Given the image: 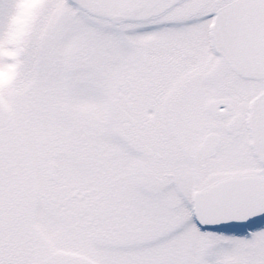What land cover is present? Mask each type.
Listing matches in <instances>:
<instances>
[{
	"label": "snow or ice",
	"instance_id": "6c2138e0",
	"mask_svg": "<svg viewBox=\"0 0 264 264\" xmlns=\"http://www.w3.org/2000/svg\"><path fill=\"white\" fill-rule=\"evenodd\" d=\"M0 264H264V0H0Z\"/></svg>",
	"mask_w": 264,
	"mask_h": 264
}]
</instances>
